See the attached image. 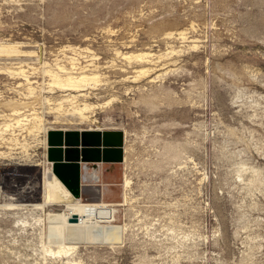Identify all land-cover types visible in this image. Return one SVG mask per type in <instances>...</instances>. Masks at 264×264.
Here are the masks:
<instances>
[{"label":"rangeland","instance_id":"374dc122","mask_svg":"<svg viewBox=\"0 0 264 264\" xmlns=\"http://www.w3.org/2000/svg\"><path fill=\"white\" fill-rule=\"evenodd\" d=\"M0 3V42L23 43L21 50L35 51L51 64L55 58L64 61L59 53L64 46L79 48L77 56L66 54L78 58L81 65L91 56L98 58L101 81L89 97L90 103L101 104L95 109L98 126L75 125L78 121L73 119L71 125L65 121L67 116L57 121L62 118L66 125L59 126L70 131L98 134L100 144L88 147L99 149L101 156L103 147L119 149L112 161L83 162L94 185H111L114 199L109 200L121 202L124 176L133 181L131 193L127 192L130 205L98 210L99 228L82 226L67 232L70 243L80 233L93 230L114 246L88 244L86 239L78 245L77 258L69 259H78L80 264H264V0ZM171 31H186L188 41L200 42L199 49L190 52L175 40V49L184 53L174 57L176 63L169 67L175 71L161 84L146 85L143 90L137 88L145 82H122L134 73L115 57L116 49L165 53L167 40L162 37ZM19 62L31 82L41 83L35 57L0 59V67L13 68ZM18 83L22 86L17 87ZM25 88L21 77L0 74L3 95L16 103L34 101L30 105L44 111L45 120H55L56 114L49 113L55 110H47L53 106L42 108V98H37L44 94L57 100L64 93L54 90L40 95L37 90L36 97L30 98L24 96ZM110 96L119 102L108 108L102 103ZM27 105L0 104V115H9L14 109L24 112L30 109ZM11 133L2 135L0 152L7 154L8 146L16 143L12 139L34 146L27 133H18L21 140ZM36 152V160H44V149ZM241 164L260 172L263 185L260 191H253L255 196L242 184L247 175L243 172L240 177ZM41 171L39 167L38 179L29 187L30 191L38 187L36 194L15 201L5 198L0 204L39 202ZM96 188L84 187L76 198L94 204L99 199ZM10 216L0 213V264H41L44 258L47 264H60L42 254L43 245L56 250L48 243L53 237L47 235L45 216L39 217V223V215H29L26 210L22 217ZM20 220H26L27 226ZM123 224L127 225L124 234Z\"/></svg>","mask_w":264,"mask_h":264},{"label":"bare ground","instance_id":"6f19581e","mask_svg":"<svg viewBox=\"0 0 264 264\" xmlns=\"http://www.w3.org/2000/svg\"><path fill=\"white\" fill-rule=\"evenodd\" d=\"M2 1L4 4H11V3L14 4V3H19L20 0H2ZM38 1H43V0H38ZM0 5L2 6V3H0ZM163 33H165V31ZM187 34L188 33L186 31H179L176 33L171 31L169 33H166L162 37V40H167L165 42L167 46V49H165L167 51L165 53L162 52L160 54H153L150 51L149 52L142 51L141 53L139 51H138L139 53H129V52L123 53V52L117 51V49L116 51L114 50L115 57H117V59L119 58L120 61H124L127 64L125 66L126 69H130L134 73V75L132 76L123 78L122 82L127 81L129 83H136V84H141L145 82L142 85L138 86L137 88V89H143V90L147 89V87H145L146 85H154L156 83L161 84L165 80V77L168 74L173 73L175 71V69H172L169 67L171 64L176 63V60L174 59V57H179L184 53L183 49H180V48H179L180 50L175 49V47L173 46V43L175 40H180V43L182 44L181 47H186V49L189 50L190 52H195L199 49L200 42L198 40L188 41L189 38ZM22 44L23 43L11 41L10 39H3V41L1 40L0 59L11 60V59H18V58L22 59V57H33V58L35 57L36 62L40 66L39 70H40V74L43 79L41 83L38 84L37 82H31L29 80V77L28 75L25 74L26 71L23 69V65L21 64L22 62H19L18 65L15 67L12 66L13 68H7V65H5L6 67L5 66L0 67V74L7 73V75L11 77L14 76V78L15 76H17V78L21 77V79L25 81V86H26L25 91L27 92V94L24 96H27L30 98L36 97L35 92L37 90H39L40 95L41 93H49V94L52 93L53 94L55 92L54 90H57L60 93L62 94L64 93V94L61 95V97L57 100H53V99L51 100L50 98H47L46 96L44 97L43 96L44 94L42 96L38 95L40 97H38L37 99L42 98V100L39 102L42 108L44 105L53 106V107H47V110L48 109L53 110V111L55 110L54 112H49V113H54V115L56 114L55 120L53 118L52 121H47L45 120L46 116H44V111H42L43 113L38 112L35 110V105L34 106L30 105L34 101L30 102L29 104L24 103V102L16 103L15 99L6 97L5 95H3L2 92H0V104L6 105V106H16V104L21 106L24 104L26 105L28 104L27 107L30 108L28 110H25L24 112L18 109L17 110L14 109L9 115L7 114L0 115V122H1L0 123V139L4 141L2 138V135L5 134L6 132H12L11 135H14V132L20 130L18 131V133L19 132L27 133L29 138H31L32 143H34V146H31L29 143L25 142L22 144L24 147H33L35 148L34 151L35 150L38 151L41 148V149H44L45 151L46 136L50 130L51 131L59 130L63 133L70 131V129L61 128L59 126V125H66L64 122H62V118H60L59 121H57V119L60 116L69 117L66 119L64 118L65 121L68 123L71 122L72 119L75 122L78 121V123L75 125L86 123V125L95 124L96 126H98L97 124L99 122L95 118L96 117L95 109L96 107H98L99 103L94 104V103L89 102V97L90 95L93 94L92 91L97 90L98 83L99 81H101L99 80L101 78L100 76H102L99 74L100 66L96 63V60L98 58L96 56H91L90 60L85 61L86 62L85 65H81V63H79L78 58H75V57H72L66 54L68 52H71L72 55L74 56V54L77 53L76 50L79 51V48H73L71 46H64L59 51V53L63 55L64 61H62V58L61 59L55 58L53 59L54 63L51 64L43 60L35 51L21 50V48L23 47ZM128 47L129 46H127V48ZM81 50L90 53L89 50L87 49H81ZM164 60H167V61L163 62ZM63 62L66 63L67 66L64 64H61ZM110 63L113 65L114 60L112 59ZM120 69L122 72L127 71L125 68H122V67H120ZM32 70L36 71L37 69L32 68ZM159 70H162V71L160 73H157ZM45 77H47V79H45ZM36 83L37 85L33 86V84H36ZM21 86H22L21 83L17 84V87H21ZM129 89L130 88H127L125 91ZM118 102H119V99L117 97L110 96L108 99L104 101V103H102V105L106 107L109 106L108 108H110L111 106H113L114 104ZM103 107L101 106L102 109H104ZM20 109H23V107ZM25 112H27V114H24ZM46 113L48 112L46 111ZM69 124L74 125V123L73 124L69 123ZM89 130L91 131L92 129H88V131ZM74 131H80V129H77ZM12 140H14L16 143H19L18 139H12ZM34 156H37V152H36V155ZM4 157H7V154L1 151L0 158H4ZM43 159L44 160L38 159L35 162L36 163L35 167H42L40 183H39L40 184V199L38 198L39 202L33 203V204L32 203L31 204L29 203L14 204L13 202L0 204V213L8 214L11 216L13 215L15 217L19 215L20 217H22V211L26 210V212H29V215H34V216L39 215L37 216L38 217V219L36 220L37 223L41 221L39 217L45 216L46 220L48 221L47 235H51L53 237L52 240H48V243L50 245L51 244L55 245L56 250L53 251L49 248L50 246L46 247L43 245L42 252L44 253L42 254L49 255L53 257L52 259H58V263L60 264H64V263L65 264H80L81 263L79 262L80 260L78 261L77 259V261H75L72 258L69 259V257H73L75 253H78V247H79L78 245H80L81 241L83 240L87 239L88 244L99 242V243H104L109 246H114V244H111V242L109 243L107 241V238L104 235L97 233L93 230H91L88 234L84 232L80 233L78 231L80 234L74 238L73 242L70 243L67 241V237H66L67 232L71 229L72 230L82 229V228H79L82 226L83 227L96 226L97 228H99V225L97 223V211L98 210H106V209H109L110 207H122L123 208L127 206L128 204L130 205L131 201L127 196V192L131 190V185L133 181H131L129 178L124 176V179L121 184L122 190H123L122 200L119 204L111 205L104 201L99 202L98 200L92 201V203L94 204H87V203H83L80 197L76 198L70 193V191L65 187V185L54 174L53 170H51L50 161H48V159L46 160L45 157ZM83 165H86V164H82L81 166L82 168L84 167ZM83 169H85V167ZM83 169H81V175H82V172H84ZM243 172L247 176L245 177V179L241 180L243 182L242 184L248 185V190H249L248 192H250V195L253 196L255 193L253 191H260V188L263 185V182L260 179L261 178L260 172L253 167H247L245 164H241L240 165V177L244 176V175L243 176L241 175V173ZM87 185L88 184H86L85 180L82 178V185H81L80 193L83 192L84 186H87ZM94 191L95 193L98 194V190H94ZM8 200L12 201L11 199H8ZM49 207H54V208H57L58 210L56 209L57 211H51L47 209ZM60 207L63 210H60L59 209ZM18 222H20V224L23 225V227L27 226L26 220H20ZM16 224L17 223L15 222V225ZM122 228H123V234L126 233L125 231L127 230V225L123 224ZM45 236L43 238H45ZM248 241H251V240L248 239ZM252 242H255V241H252ZM260 247L261 246L259 245V248ZM62 257L65 258V262L63 261ZM43 260L41 264H47L46 259L44 258Z\"/></svg>","mask_w":264,"mask_h":264},{"label":"water","instance_id":"95a60500","mask_svg":"<svg viewBox=\"0 0 264 264\" xmlns=\"http://www.w3.org/2000/svg\"><path fill=\"white\" fill-rule=\"evenodd\" d=\"M47 144V159L53 163L52 170L54 174L74 197H78L81 192V169L79 163L88 161L106 162L103 158H97L100 157L98 156L99 149H95L97 152L94 150V156H97L94 160H85L83 157L84 150L92 149L88 146H98L100 144L96 133H79L77 131L63 133L53 130L47 134ZM106 149V147H103L101 152Z\"/></svg>","mask_w":264,"mask_h":264},{"label":"built area","instance_id":"2783aa9c","mask_svg":"<svg viewBox=\"0 0 264 264\" xmlns=\"http://www.w3.org/2000/svg\"><path fill=\"white\" fill-rule=\"evenodd\" d=\"M9 92L8 90V93ZM16 136H19L18 131L15 132V137ZM17 138L21 140L22 136ZM34 149L33 147H24L21 143L10 144L8 149H6L7 158L0 159V201L5 198L15 201L22 195L36 194L34 189H38V187L33 188L31 191L29 189V187L33 186L34 182L37 181L39 175V167H35L36 163H34L37 158V156H34L36 155V150L34 151ZM47 150L48 145L46 136V149L44 151L46 160ZM79 164L80 169H83L84 167L82 168L81 166L85 163L80 162ZM50 166L52 170V162H50ZM82 178L81 175V185Z\"/></svg>","mask_w":264,"mask_h":264},{"label":"crops","instance_id":"0c3cea01","mask_svg":"<svg viewBox=\"0 0 264 264\" xmlns=\"http://www.w3.org/2000/svg\"><path fill=\"white\" fill-rule=\"evenodd\" d=\"M86 164V163H85ZM88 174H90V171L88 169L86 175H85V182L86 184H88L87 186H95L97 187L95 190H98V194H99V199H97L98 201L102 202H106V203H109V204H113V205H116L117 204V201L116 200H109V199H114V190L111 188V185L107 184V183H101L100 185H94V183L88 179ZM102 174V172H101ZM84 179V178H83ZM85 186V187H87ZM104 198H106V201L104 200ZM81 199V197H80Z\"/></svg>","mask_w":264,"mask_h":264},{"label":"trees","instance_id":"16d2710c","mask_svg":"<svg viewBox=\"0 0 264 264\" xmlns=\"http://www.w3.org/2000/svg\"><path fill=\"white\" fill-rule=\"evenodd\" d=\"M94 150H95L94 148L84 150V152H83L84 159L85 160H94L97 157V156H94L95 155ZM118 151H119V149H115V148L106 149L103 151L102 156L99 155V153H98V156H100V157H97V158H100V159L103 158L104 161L109 162V161H112L116 158ZM95 152H97V151L95 150Z\"/></svg>","mask_w":264,"mask_h":264},{"label":"flooded vegetation","instance_id":"af4514ba","mask_svg":"<svg viewBox=\"0 0 264 264\" xmlns=\"http://www.w3.org/2000/svg\"><path fill=\"white\" fill-rule=\"evenodd\" d=\"M88 131V130H87ZM90 131V130H89ZM85 167V170H84V172H82V177L84 178V180H85V175H86V173H87V171H88V169H87V167L86 166H84ZM85 187V186H84Z\"/></svg>","mask_w":264,"mask_h":264}]
</instances>
